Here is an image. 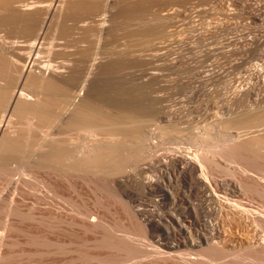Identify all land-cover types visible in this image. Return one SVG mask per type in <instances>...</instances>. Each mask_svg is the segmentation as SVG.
<instances>
[{
    "label": "bare ground",
    "instance_id": "bare-ground-1",
    "mask_svg": "<svg viewBox=\"0 0 264 264\" xmlns=\"http://www.w3.org/2000/svg\"><path fill=\"white\" fill-rule=\"evenodd\" d=\"M121 3L0 0V33L10 35L9 42L0 36V181L11 183L21 196L26 192L36 196L39 191L37 202L70 212L67 219L53 215L50 220L35 214L40 201L33 213L32 208L25 213L21 199L4 200L0 264L13 263L14 246L24 243L40 250L19 249L15 262L67 253L71 261L102 264H264V133L243 137L232 133L235 128H252V121L263 119L259 114L248 115L247 120L223 119L217 124L220 135L201 138L193 151L177 146V131L170 130L175 143L162 141L175 122L171 105L163 99L148 107H125L90 93L88 83L96 77L91 76L105 75L100 64L114 62L110 59L114 52L103 51L101 47L108 45L100 47V42L112 39L119 29L117 19L130 14L129 18L142 20L151 0ZM152 16L159 19V30L127 32L135 46L144 42L146 49L126 47L151 63L163 58L172 69L176 59L169 50L161 53L160 45L168 48L177 28L170 22L174 16ZM94 18L98 22L93 33ZM189 18L185 13L183 21ZM49 29L50 36L63 42L60 47L75 46L70 53L75 57L55 61L53 54L50 60L42 59L41 40ZM89 33L97 40L90 53L81 44L87 41L81 35ZM76 34L83 41L69 46ZM21 37L24 41L17 40ZM145 74L151 87L161 81L157 68ZM146 124L153 126L144 130ZM231 128L235 138L222 137ZM223 175L238 178L226 180ZM24 220L34 223L36 232L21 227ZM63 224L69 229L61 228ZM19 233L28 240L19 241Z\"/></svg>",
    "mask_w": 264,
    "mask_h": 264
},
{
    "label": "rangeland",
    "instance_id": "rangeland-1",
    "mask_svg": "<svg viewBox=\"0 0 264 264\" xmlns=\"http://www.w3.org/2000/svg\"><path fill=\"white\" fill-rule=\"evenodd\" d=\"M115 1L116 4L118 2L120 3L119 5H124V3H121V0ZM147 8V11H144L146 15L142 13L144 15L141 17L143 18L142 20H134L132 19L133 17L129 18L130 14L129 16L127 14L125 17L117 19V23L120 25L118 24V31L116 30L114 32L115 34H112L114 42L112 39L110 40L111 42L108 39H102L100 47L102 45H110L109 47L112 48L113 46V51L108 46L105 49L101 47V49H103V51L114 52L110 57V59L113 58L114 62L111 60L108 66L104 63L103 64L106 66L100 64L101 70L105 72V75L98 74L100 76H97L95 74L91 76L98 77H94L95 80L89 78V82L91 79L94 80L88 83L90 93L93 92V95L96 94L95 96L115 106L121 105L125 107L149 106L153 102L162 101L163 99V103L171 105L173 110L171 113L172 119L176 122H173L172 126L168 127V129L172 132L177 131V134L180 132L178 134L180 138L174 137L176 135L171 134L170 131V133L167 134H171V137L168 138L167 136L169 135L163 136L164 138L163 140L161 138V140L165 143H175L174 141L179 139L180 141L176 140V142L178 141V147L184 146V148L186 147L193 151L196 150V146L200 147L203 137L220 135L221 132H218L220 130V124L218 126L217 124L227 119L235 120L238 117L237 120H241L242 118L247 120L246 118L248 115L251 117L256 113L255 116L259 114L258 116L263 118L260 122L255 121V123H253L254 121H252L250 126H253L252 128L249 127V130L238 128L240 132L235 128V133L232 132L234 128H231L230 133L227 134V132H223L224 134L221 135L224 138H226L227 135L229 137H227V140H230V138L233 139L235 136L237 137V135H242L241 137H243V135L250 136L264 133V0H153V2L151 0ZM129 11L130 10L125 12L129 13ZM185 13L190 17L188 19L189 21H187L188 23L186 20L183 21ZM151 14L154 16L156 14V16L160 18L164 17V15L174 16V20H170V22L173 21L172 23H175L174 25L177 28L175 29L173 37H171L167 43L168 48H163L165 44L160 45L162 49L160 51L161 53L169 50L171 58H174V61L176 59L177 64L172 69L167 68L163 58L159 60L156 59L154 63H151L150 58H137V52L135 53L134 48V52L127 48L131 47L130 49H132V47H135L140 49L144 44V42H142L138 46H135L137 43H133L134 38H128V36H130L129 34H132L131 30L135 32L138 30H146L147 28H154V30H159L161 28L158 22L159 19L152 20L154 18ZM94 21L95 18L93 22L90 23H94ZM140 21L142 22L140 23ZM160 21H162V19H160ZM97 22L91 27L92 29L90 28L91 30L94 29L93 33L96 31L95 29H97V25L95 26ZM163 22L166 24L164 20ZM163 22L161 24L165 25ZM50 29L41 40L42 45L45 43L41 50L43 52V55L41 52L42 59L50 60L53 54L54 56H52L53 59L51 60L55 59V61L72 58V56L75 57V55H72L75 46L73 48L70 47L71 49L67 48L66 50V48L60 44L61 47H63L61 48L59 43L63 44V42L57 41L53 36H50L53 35V31ZM168 30H172V28ZM93 33H91L92 36L90 33V36H88V34H76L70 38L71 40L68 39L70 41L68 42L67 40V42L69 46H73L76 42L77 45H80L79 41H83L85 38L84 35H86L85 41H87L81 42V44L85 45V49L87 48L88 53H90L94 51L95 42L97 41L95 40L96 35ZM5 35L7 36V34L3 32L0 33V36L6 38L7 42H9L10 35L8 34L7 37ZM80 35L83 39H81ZM130 38L132 39V43L129 40ZM18 39L19 41H24L25 38L21 37L17 38V40ZM43 40L46 41L44 42ZM67 42L66 44H68ZM112 42L113 44L111 46ZM57 43L58 45H56ZM126 48L127 50H125ZM49 50L52 54H49ZM72 50L73 52L70 54ZM148 52L150 51H147V53ZM44 55H47V58L43 57ZM81 57H83V55H81ZM83 58L85 59L86 57ZM83 64L85 65V62ZM83 64L82 67H84ZM82 67L81 69L84 70L85 67ZM150 68H157L161 74V81H156L152 87L148 85L149 81L146 80L147 76L145 74ZM101 70L97 73H102ZM146 125H148V127L146 126L144 130H148L153 126L152 124ZM231 132L235 136L232 135ZM226 177L227 178L223 175V178L226 180H231L232 178V180H235L238 178V176L236 177L235 175H231V177L227 175ZM13 189L11 183H7L5 180L0 181V198L2 200H0V205H2L1 203L3 202L6 203V201L10 203L9 200L11 199L14 200L16 198L17 202L21 199L20 205L21 202H25V205L20 206L25 209H22V211L29 213L32 208L33 210L31 209L32 211L30 213H33L34 208L40 201V204L41 202H43V204H39V206L35 208V214L40 213L45 216L48 215L49 218L53 215H58L64 219L70 216V212L65 208L60 210L55 207L57 204L51 206L45 204V202L41 200L37 202V199L41 195L39 191L40 195L38 192H34L36 196H33L31 194L32 192H29V194L26 192L24 196H21L23 194H19L18 192L17 194L15 189ZM37 195L39 196L38 198ZM34 197L37 199H34ZM35 201L36 204H33ZM34 205L35 207L33 208ZM51 219L52 218H50V220ZM27 221L28 220H24L21 227H29L30 230L34 229L36 232L38 228L36 229V227H34L35 224L30 223L31 221ZM27 225H32L31 227L33 228ZM61 226L64 230L69 229L66 224ZM250 228L253 227L251 226ZM40 230H44L42 233L53 237L45 228H40ZM22 234L24 233L17 234L19 237L16 235L18 240H23L22 242L28 240V238H26L27 236L24 234L26 237H23ZM63 239L68 240L65 235H63ZM23 248L32 253L40 250L36 245L24 243L23 247L19 245L14 246L13 250L16 251L13 252L18 254V251ZM10 249L12 250V248ZM0 250L4 251L1 248ZM13 252L11 253L14 254ZM15 254L13 255V259L18 261L19 258H16ZM69 257L67 253L53 255V257L34 255L32 258L27 257L26 259L24 258V260H22L23 257H20L21 261L19 262L10 260L11 262L13 261V263L9 262L8 264H54V262L56 264L104 263H99L98 261L86 262L81 259L71 261ZM222 264L231 263L223 261Z\"/></svg>",
    "mask_w": 264,
    "mask_h": 264
}]
</instances>
